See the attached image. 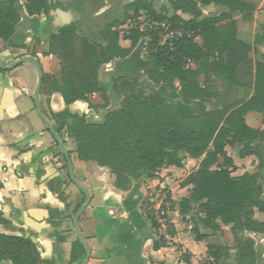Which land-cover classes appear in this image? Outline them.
<instances>
[{"label":"crops","instance_id":"obj_1","mask_svg":"<svg viewBox=\"0 0 264 264\" xmlns=\"http://www.w3.org/2000/svg\"><path fill=\"white\" fill-rule=\"evenodd\" d=\"M134 1L47 0L46 14L29 16L25 11L26 0H17L15 10L19 22L10 39L11 44L0 39V64L9 67L26 56L37 59L43 73L39 103L54 131L59 126L54 116L65 110L83 115L87 123H104L107 114L119 104L113 79L135 81L136 91L144 96L158 92L145 75V71L151 68L146 59V47L150 34L154 32H138L142 37L125 59H113L100 67L98 84L107 93L108 106H104L99 93L89 95L87 101L77 100L66 106L61 94L55 91V88L65 87L68 81L62 78L60 59L49 54L50 37L63 28L74 26L79 36L90 43L105 46L100 31L107 25L120 23L113 29L118 32L119 47L127 50L131 42L123 36L122 30L133 18L124 21V7ZM154 7L168 18L175 16L185 22L191 19L189 14L173 10L166 0H156ZM197 10L200 14L198 20L212 19L214 27L233 30L235 39L249 46V56L253 61L264 64V0H236L231 6L199 3ZM145 17L148 16L141 12L136 18L143 22ZM169 23L180 33L178 40L193 35L191 31H184L181 23ZM194 41L203 44L201 36H195ZM158 43L161 45L159 38ZM222 57H226V53ZM215 58H220L217 53ZM190 67L195 69L197 65L190 64ZM213 81L219 90L218 98L190 103V114L197 116L201 107L205 111L223 110L242 100L247 101L253 94L247 88L225 87L219 80ZM173 85L178 87L177 82ZM36 87L34 63L24 62L12 70L0 69V212L10 222V226L0 225V234L24 235L37 245L42 259L54 264H70L72 243L77 241L72 219L85 198L69 179L65 158L37 114L34 104ZM164 96L167 102L182 101L174 90H167ZM244 121L249 128L264 133V113L248 111ZM58 136L69 154L75 178L91 197L78 221V230L90 253L87 264H212L208 245L227 248L217 264H234L235 243L230 226L220 224V229L214 233L199 228L200 235H208L199 241L192 232V221H187L188 216H174L172 209L170 240L158 242L150 221L141 214L137 205L127 208L128 196L116 188L111 171L94 161L79 159L75 141L64 131ZM254 147L263 155L259 183L264 200V139L256 140ZM240 149L237 144L225 148L233 162V166L228 168L233 177L252 174L258 165L255 156L239 157ZM201 160L184 156L181 168L164 166L160 169L183 179L198 168ZM160 177L159 181L172 190L174 200L189 196V186L172 184L166 174ZM253 218L264 221V214L255 211ZM247 236L255 242L256 264H264V234ZM1 264L11 263L3 261Z\"/></svg>","mask_w":264,"mask_h":264},{"label":"trees","instance_id":"obj_2","mask_svg":"<svg viewBox=\"0 0 264 264\" xmlns=\"http://www.w3.org/2000/svg\"><path fill=\"white\" fill-rule=\"evenodd\" d=\"M155 1L135 0L126 5L124 21L143 12L152 20L181 23L184 31L193 33L175 42L172 51L166 45H159L156 33L150 34L146 59L151 68L145 75L158 92L145 97L136 91L135 81L113 79L119 104L107 114L104 123L90 124L83 115L65 110L54 116L59 121L55 132L60 135L64 131L75 141L79 159L107 167L120 190L128 186L127 176L137 171L154 172L164 166L181 168L184 156L202 158L198 168L183 182L190 191L187 198L180 200V213L189 215L196 211L192 232L199 241L208 236L200 235L199 228L214 233L220 229V224L230 226L235 243L234 264H256L255 242L247 234H264V221L253 218L255 211L264 214L263 188L259 183L263 155L254 147L256 140L264 139V133L249 128L244 115L248 111L264 113V64L253 61L249 46L237 41L233 30L214 27L212 19L198 20L197 4L231 6L236 0H166L173 10L191 16L186 22L156 11ZM16 3L17 0H0V39L9 43L19 22ZM25 11L29 16L46 14L47 0H26ZM119 25L113 23L100 31L105 46L79 36L74 26L63 28L50 37L49 54L60 59L62 78L68 81L65 87L55 88L66 106L77 100L87 101L93 93H99L104 106H108L107 93L99 88L98 71L113 59H125L142 37L138 31H132L127 37L130 48H120L118 32L113 29ZM195 36L202 37V45L194 41ZM215 53L220 57L218 60ZM223 53L226 57H222ZM190 64L197 67L192 69ZM213 79L225 87L250 89L253 94L247 101L223 110L205 111L201 107L197 116L190 114V103L218 98L219 90ZM167 90L178 92L182 101L167 102L164 96ZM235 144L241 147L239 157L257 158L254 173L231 175L228 168L233 162L225 148ZM0 225L10 226L1 212ZM207 249L212 264H217L227 250L216 245H208ZM83 259L84 250L77 241L73 242L70 264ZM3 261L54 264L42 259L37 245L24 235L0 234V264Z\"/></svg>","mask_w":264,"mask_h":264},{"label":"built area","instance_id":"obj_3","mask_svg":"<svg viewBox=\"0 0 264 264\" xmlns=\"http://www.w3.org/2000/svg\"><path fill=\"white\" fill-rule=\"evenodd\" d=\"M132 31L156 33L161 45H166L171 51L175 42L181 37L171 23L152 21L148 17H145L143 22L139 18L129 20L127 26L123 28L122 34L128 37ZM174 202L169 186L159 181L158 178H154L148 183L140 210L141 214L150 221L154 236L160 243L170 240L173 229L171 214Z\"/></svg>","mask_w":264,"mask_h":264},{"label":"water","instance_id":"obj_4","mask_svg":"<svg viewBox=\"0 0 264 264\" xmlns=\"http://www.w3.org/2000/svg\"><path fill=\"white\" fill-rule=\"evenodd\" d=\"M28 61L34 63V65L36 67V71H37V87H36L35 99H34V101H35L34 104H35V109L37 111V114H38L40 120L42 121L43 125L47 129V131L52 136L55 144L59 147L61 153L63 154V156L65 158L69 179L77 187V189L82 193V195L85 198L84 203L79 207V209L76 211V213L72 219V226H73V231H74L76 240L80 244L82 249L84 250V259L78 264H87V262L89 261L90 253H89V249H88V246H87L85 240L83 239V237L81 236V234L78 230V221H79L81 215L83 214V212L85 211V209L88 207V205L91 201V197H90L89 193L87 192V190L75 178L74 173H73V169H72V163H71V160L69 158V154L65 150L63 142L61 141L58 134L54 131V129L51 127V125L49 124V122L47 121V119L45 118V116L42 113L40 103H39V95H40V90H41V85H42L43 73H42L40 64L37 61V59H35L34 57L26 56V57H22V58L16 60L9 67H4L0 64V69L1 70H12V69L18 67L19 65H21L22 63L28 62ZM147 91L150 92V90H147ZM150 94H152V93L150 92ZM178 100L181 101L180 98Z\"/></svg>","mask_w":264,"mask_h":264},{"label":"rangeland","instance_id":"obj_5","mask_svg":"<svg viewBox=\"0 0 264 264\" xmlns=\"http://www.w3.org/2000/svg\"><path fill=\"white\" fill-rule=\"evenodd\" d=\"M153 89H154V87H153ZM148 96H150V95H147V97ZM164 174L170 176V178L172 180V184H173V182H174V184L178 183L179 186L183 187V182L185 181V178H183V179L179 178V176H177V174H174L173 172L172 173L171 172H165V171H162L161 169H158V170H156L154 172H151V171H137V172L127 176L128 177V186L126 187L125 190H120L119 189L120 191L125 192L127 194V196H128L127 197V200H128V207L127 208L128 209H132L134 206L137 205L139 211L141 212V210H140L141 201H142L143 197L146 194V187H147L148 183L151 182V180H152L151 177L161 178L160 176L161 175L164 176ZM180 200L181 199H179V198L175 199L174 207H173L174 212H175L174 216L182 215L180 213V208H179ZM194 208L196 210L197 206H195ZM195 213H196V211L190 213L189 215H186V216H188V220L187 221L194 220L195 219V217H194ZM153 235H154V232H153Z\"/></svg>","mask_w":264,"mask_h":264},{"label":"flooded vegetation","instance_id":"obj_6","mask_svg":"<svg viewBox=\"0 0 264 264\" xmlns=\"http://www.w3.org/2000/svg\"><path fill=\"white\" fill-rule=\"evenodd\" d=\"M149 95H152V94H149ZM145 97H147V96H145Z\"/></svg>","mask_w":264,"mask_h":264}]
</instances>
